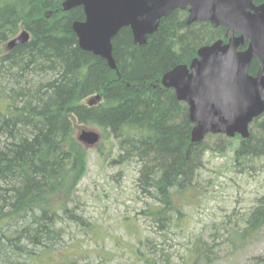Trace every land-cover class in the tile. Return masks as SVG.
<instances>
[{
	"label": "trees",
	"instance_id": "trees-1",
	"mask_svg": "<svg viewBox=\"0 0 264 264\" xmlns=\"http://www.w3.org/2000/svg\"><path fill=\"white\" fill-rule=\"evenodd\" d=\"M64 1L0 0V264H34L62 241L63 221L79 217L69 204L88 157L75 136L76 122L100 129L104 141L97 152L104 162L139 166L140 193L153 201L143 212L161 232L184 218L177 196L194 188L210 148L206 140L192 142L188 105L161 80L175 66L190 64L203 45L226 40V29L209 21L188 24V11L180 9L142 45L124 27L113 38L112 69L80 48L72 24L85 19L83 7L66 11ZM23 30L29 40L8 50L7 42ZM258 67L254 59L250 73ZM250 132L233 147L234 166L264 172V114ZM263 228L264 194L228 229L227 239L240 247ZM145 246L134 264H168L154 245ZM215 248L198 238L189 251L195 262Z\"/></svg>",
	"mask_w": 264,
	"mask_h": 264
},
{
	"label": "rangeland",
	"instance_id": "rangeland-1",
	"mask_svg": "<svg viewBox=\"0 0 264 264\" xmlns=\"http://www.w3.org/2000/svg\"><path fill=\"white\" fill-rule=\"evenodd\" d=\"M83 129L100 131L76 122L75 136ZM232 139L223 134L206 137L210 148L196 184L177 196L185 216L162 232L143 212L153 201L140 193L139 166L104 162L97 152L104 140L87 147V170L69 204L71 214L79 217L63 221L62 241L34 264H71L72 260L77 264H134L136 256L147 253L146 243L154 245L162 262L168 264H260L264 228L240 247L234 248L227 239L232 226L241 223L264 194L262 170L249 174L235 168L233 147L241 138ZM198 238L216 248L194 262L189 248Z\"/></svg>",
	"mask_w": 264,
	"mask_h": 264
},
{
	"label": "water",
	"instance_id": "water-1",
	"mask_svg": "<svg viewBox=\"0 0 264 264\" xmlns=\"http://www.w3.org/2000/svg\"><path fill=\"white\" fill-rule=\"evenodd\" d=\"M83 6L84 21L73 22L79 46L107 60L115 69L113 38L130 27L136 44H145L157 31L161 19L176 9H187V23L209 21L225 27L228 42L217 40L198 50L190 65L179 64L166 72L162 83L174 88L177 98L189 106L194 143L208 133L250 136L249 127L264 113V2L253 0H66L65 10ZM23 30L7 43V48L27 42ZM247 44L244 50L240 46ZM254 59L256 75L250 74ZM100 98V96H97ZM92 103V102H91ZM79 140L96 145L100 134L83 129Z\"/></svg>",
	"mask_w": 264,
	"mask_h": 264
}]
</instances>
